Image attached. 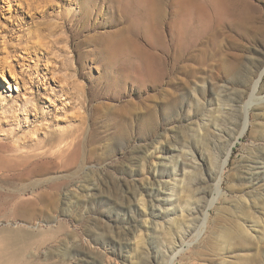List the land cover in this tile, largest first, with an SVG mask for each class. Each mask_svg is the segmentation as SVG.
<instances>
[{"label": "rangeland", "instance_id": "1", "mask_svg": "<svg viewBox=\"0 0 264 264\" xmlns=\"http://www.w3.org/2000/svg\"><path fill=\"white\" fill-rule=\"evenodd\" d=\"M245 1L241 25L209 0H0V255L264 264V0Z\"/></svg>", "mask_w": 264, "mask_h": 264}, {"label": "bare ground", "instance_id": "2", "mask_svg": "<svg viewBox=\"0 0 264 264\" xmlns=\"http://www.w3.org/2000/svg\"><path fill=\"white\" fill-rule=\"evenodd\" d=\"M209 3L211 6L210 15L213 16L215 18V20H218V19L235 20L237 22H240L241 25L244 24L241 21V19H243V18L247 19L248 16H250L248 14V12L254 9V6L245 0H209ZM203 12L204 11H201V14H203ZM204 22L205 21L203 20V17L201 16L200 17L201 25L204 24ZM134 67H135V69L144 70V65L137 64ZM262 74H264V70H263V72H261L260 76ZM259 78L254 83L253 92L257 89ZM248 124H249V122H248L247 117L245 115V119H244V123L242 125V128L235 138L236 141H239V139L242 138L243 134L245 133V131L248 127ZM168 137L169 136L167 135V132L163 131L156 137V140H154L146 148L145 152L146 153L149 152V155L152 157L153 161L158 160V159H164L166 157L165 155H166V153H168L169 149L161 147L160 140H164V141L168 142L169 141ZM150 150H152V151L150 152ZM228 159H229V150L225 154L224 159L219 164V169H218L219 173L222 172L224 170V168L226 167V165L228 163ZM152 166H153V169L156 170V167H157L156 164L155 165L153 164ZM142 169H144L143 166H142ZM0 170H1V166H0ZM176 175H177V173L174 170L173 176L175 177ZM84 192L87 193L88 190L86 188H84ZM182 252H183L182 248H179L178 250H174L172 252V254L169 255L168 257H166V259L164 261H162L160 264H174L177 261L178 255L181 254ZM14 259L9 254L0 255V264H18L17 263L18 260L16 261Z\"/></svg>", "mask_w": 264, "mask_h": 264}, {"label": "built area", "instance_id": "3", "mask_svg": "<svg viewBox=\"0 0 264 264\" xmlns=\"http://www.w3.org/2000/svg\"><path fill=\"white\" fill-rule=\"evenodd\" d=\"M174 264H179V263H174Z\"/></svg>", "mask_w": 264, "mask_h": 264}, {"label": "water", "instance_id": "4", "mask_svg": "<svg viewBox=\"0 0 264 264\" xmlns=\"http://www.w3.org/2000/svg\"><path fill=\"white\" fill-rule=\"evenodd\" d=\"M260 79V78H259Z\"/></svg>", "mask_w": 264, "mask_h": 264}]
</instances>
